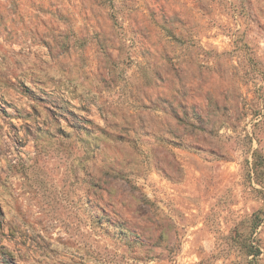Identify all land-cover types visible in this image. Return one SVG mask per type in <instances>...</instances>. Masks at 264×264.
Returning <instances> with one entry per match:
<instances>
[{
	"label": "rangeland",
	"instance_id": "1",
	"mask_svg": "<svg viewBox=\"0 0 264 264\" xmlns=\"http://www.w3.org/2000/svg\"><path fill=\"white\" fill-rule=\"evenodd\" d=\"M1 65L0 264H264V0H0Z\"/></svg>",
	"mask_w": 264,
	"mask_h": 264
},
{
	"label": "crops",
	"instance_id": "2",
	"mask_svg": "<svg viewBox=\"0 0 264 264\" xmlns=\"http://www.w3.org/2000/svg\"><path fill=\"white\" fill-rule=\"evenodd\" d=\"M0 69L3 71L6 69V67H3L2 65L0 66ZM18 76L17 79L19 80L20 83H23L24 85H31L34 86L33 90L36 91H52L55 93V91H57L56 85H57V79L59 78L62 82L65 79V76L63 75H57L56 73L53 75V77H55L52 81L49 78V76H47V78L45 77V73L44 70L41 68V66L36 65L33 66L31 69L27 70L26 67H24L21 71L18 72ZM49 75V74H48ZM15 81V77L14 76H5L2 77L0 76V90L2 92L7 93V90L3 89V84H11V82ZM65 82V81H64ZM43 87H47V89H44ZM53 94V93H51ZM17 95H19L21 98H23V100H20V106L18 109H20V112H22L25 115H30L29 113H32L31 116L29 117L32 120L33 125L37 124L39 125V123H35V120H39L38 117H36L33 113L34 111L37 109L36 106L32 105V101H27L26 97H24V95L21 93H18ZM27 101V102H26ZM22 109V110H21ZM18 111V110H17ZM29 121L24 120V123H28ZM29 146V145H28ZM26 147L25 146V151H26V155L29 156V153L32 152L33 148L35 150V146L32 143V146L30 144V147ZM28 149V150H27ZM31 149V150H29ZM28 151V152H27ZM1 163H3V156L0 157Z\"/></svg>",
	"mask_w": 264,
	"mask_h": 264
},
{
	"label": "built area",
	"instance_id": "3",
	"mask_svg": "<svg viewBox=\"0 0 264 264\" xmlns=\"http://www.w3.org/2000/svg\"><path fill=\"white\" fill-rule=\"evenodd\" d=\"M33 155H34V148H33L32 152L29 153V156H27L26 152H25V147H22L18 151L17 155L14 156L13 163H17L19 161L26 163L27 159L29 160V158Z\"/></svg>",
	"mask_w": 264,
	"mask_h": 264
},
{
	"label": "trees",
	"instance_id": "4",
	"mask_svg": "<svg viewBox=\"0 0 264 264\" xmlns=\"http://www.w3.org/2000/svg\"><path fill=\"white\" fill-rule=\"evenodd\" d=\"M249 255H251V254H249Z\"/></svg>",
	"mask_w": 264,
	"mask_h": 264
}]
</instances>
